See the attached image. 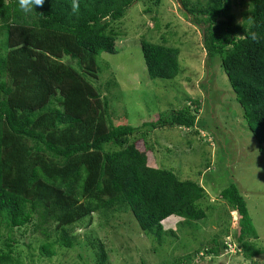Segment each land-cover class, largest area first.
Returning a JSON list of instances; mask_svg holds the SVG:
<instances>
[{
  "label": "trees",
  "instance_id": "obj_1",
  "mask_svg": "<svg viewBox=\"0 0 264 264\" xmlns=\"http://www.w3.org/2000/svg\"><path fill=\"white\" fill-rule=\"evenodd\" d=\"M138 1L80 0L74 15L71 0H44L42 7L34 6L39 15L24 14L18 0H0V264H21L18 249H32L33 243L40 261L78 245L94 264H108L99 237L91 233L77 240V230L90 227L93 214L107 221L129 212L158 243L174 236L163 228L166 219L206 217L198 205L204 188L149 166L136 146L140 139L146 144L157 128L197 125L199 101L191 100L197 106L193 114L171 111L143 129L114 125L107 100L93 85L107 70L99 55L116 52L119 33L113 23ZM142 1L150 5L146 13L160 2ZM179 1L194 24L204 26L207 57L219 59L248 129L264 144V0H248L242 24L235 23L233 0ZM140 45L150 79L177 76V48L146 40ZM219 196L237 215L236 247L256 264L264 247L244 198L233 184ZM210 244L208 254L228 249L217 238ZM197 253L173 264H190Z\"/></svg>",
  "mask_w": 264,
  "mask_h": 264
},
{
  "label": "rangeland",
  "instance_id": "obj_2",
  "mask_svg": "<svg viewBox=\"0 0 264 264\" xmlns=\"http://www.w3.org/2000/svg\"><path fill=\"white\" fill-rule=\"evenodd\" d=\"M148 6L138 1L113 23L119 33L116 52L99 55L98 62L107 70L93 85L107 100L114 125L143 129V124L171 111L184 109L193 114L190 110L197 106L191 100L199 101L197 125L189 129L157 128L148 134L146 144L140 139L136 146L145 153L149 166L171 171L179 179L204 188L206 195L198 205L206 217L199 221L176 216L166 219L163 228L174 231V236L167 234L158 243L140 230L129 212L115 214L107 221L93 214L90 227L77 230V240L82 242L84 235L91 233L99 237L108 264H173V260L195 251L198 253L190 264H249L234 241L237 215L219 195L231 184L237 187L264 247V144L260 145L248 129L219 59L207 57L204 26L194 24L179 0H160L146 13ZM248 10V0H233L235 23L242 24ZM141 40L177 48L179 70L175 78L148 77ZM111 81L116 87L108 89ZM213 238L228 245L219 256L206 253L213 246ZM31 247L18 249L21 264H94L89 252L78 245L62 250L50 262L37 259L38 243ZM257 260H264V254Z\"/></svg>",
  "mask_w": 264,
  "mask_h": 264
},
{
  "label": "clouds",
  "instance_id": "obj_3",
  "mask_svg": "<svg viewBox=\"0 0 264 264\" xmlns=\"http://www.w3.org/2000/svg\"><path fill=\"white\" fill-rule=\"evenodd\" d=\"M44 4V0H18V5H19V9L24 13V14H30V13H36L34 11V6L37 7H42ZM79 9H80V0H71V11L72 13L78 14L79 13ZM39 14V13H36ZM42 15V14H39ZM248 22L250 24H254V20L251 17L247 18ZM251 39L253 41L259 42L260 37L258 35V33L256 32H252L250 34ZM256 264H264V260H255Z\"/></svg>",
  "mask_w": 264,
  "mask_h": 264
},
{
  "label": "water",
  "instance_id": "obj_4",
  "mask_svg": "<svg viewBox=\"0 0 264 264\" xmlns=\"http://www.w3.org/2000/svg\"><path fill=\"white\" fill-rule=\"evenodd\" d=\"M107 21V19H105L103 22H106Z\"/></svg>",
  "mask_w": 264,
  "mask_h": 264
}]
</instances>
